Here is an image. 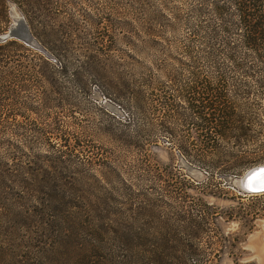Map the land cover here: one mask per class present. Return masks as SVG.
I'll return each instance as SVG.
<instances>
[{
	"label": "rangeland",
	"instance_id": "1",
	"mask_svg": "<svg viewBox=\"0 0 264 264\" xmlns=\"http://www.w3.org/2000/svg\"><path fill=\"white\" fill-rule=\"evenodd\" d=\"M186 4L0 0V66L8 39L23 45L0 70V202L31 235L97 231L116 264H264V195L240 186L264 164V100L236 99L231 114L251 134L239 153L252 159L236 171L186 165L130 108L137 90L179 89ZM30 16L35 45L18 37ZM175 111L169 127L192 128Z\"/></svg>",
	"mask_w": 264,
	"mask_h": 264
},
{
	"label": "trees",
	"instance_id": "2",
	"mask_svg": "<svg viewBox=\"0 0 264 264\" xmlns=\"http://www.w3.org/2000/svg\"><path fill=\"white\" fill-rule=\"evenodd\" d=\"M20 7L28 13L34 8ZM45 7L41 3L36 10L42 14ZM33 20L31 16L24 20L31 36ZM179 20L185 28L179 89L175 95L150 97L137 90L131 94L130 108L139 131L166 134L186 165L236 171L252 162L244 150L239 153L251 134L250 125L231 114L236 99L264 100V0H187ZM22 46L15 39L7 40L0 70L7 64L17 66L19 55L13 48ZM228 78L234 85L229 91L222 88ZM176 106L181 110L176 115L192 128L175 132L169 127L167 118ZM16 217L0 202V264H116L97 231H87L81 242L74 241L76 230L55 240L42 229L31 235Z\"/></svg>",
	"mask_w": 264,
	"mask_h": 264
},
{
	"label": "water",
	"instance_id": "3",
	"mask_svg": "<svg viewBox=\"0 0 264 264\" xmlns=\"http://www.w3.org/2000/svg\"><path fill=\"white\" fill-rule=\"evenodd\" d=\"M9 36H12L11 34ZM8 37L5 35L4 38ZM18 37L30 45H35L27 30ZM240 186L244 193L258 194L264 192V164L256 165L246 170L240 178Z\"/></svg>",
	"mask_w": 264,
	"mask_h": 264
},
{
	"label": "bare ground",
	"instance_id": "4",
	"mask_svg": "<svg viewBox=\"0 0 264 264\" xmlns=\"http://www.w3.org/2000/svg\"><path fill=\"white\" fill-rule=\"evenodd\" d=\"M242 176V175H241ZM241 176H240V178H241Z\"/></svg>",
	"mask_w": 264,
	"mask_h": 264
}]
</instances>
